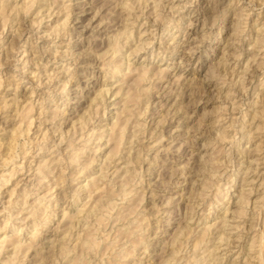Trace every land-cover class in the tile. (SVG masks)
I'll use <instances>...</instances> for the list:
<instances>
[{"label":"rangeland","instance_id":"1","mask_svg":"<svg viewBox=\"0 0 264 264\" xmlns=\"http://www.w3.org/2000/svg\"><path fill=\"white\" fill-rule=\"evenodd\" d=\"M0 264H264V0H0Z\"/></svg>","mask_w":264,"mask_h":264},{"label":"bare ground","instance_id":"2","mask_svg":"<svg viewBox=\"0 0 264 264\" xmlns=\"http://www.w3.org/2000/svg\"><path fill=\"white\" fill-rule=\"evenodd\" d=\"M245 14V13H244ZM239 14H237V16H238ZM238 17H240V15L238 16ZM242 17V16H241ZM241 17H240V19H241ZM235 20H237V19H235ZM192 25H188V27L186 28V33L185 34H187V35H191V34H194V32H196V29L194 28V27H191ZM174 40V39H173ZM193 41V40H192ZM116 44V43H115ZM176 44H179V43H176ZM140 45V44H139ZM137 47V46H136ZM119 49V48H118ZM138 49V48H137ZM6 52V51H5ZM137 52V51H136ZM136 54V53H135ZM23 55V54H22ZM114 55V54H113ZM114 57V56H113ZM112 56H111V58H113ZM127 62V61H126ZM227 66V65H226ZM126 67V66H125ZM211 70L212 71H215V72H218V74L220 73L219 72V68H211ZM211 71V72H212ZM244 71V70H243ZM163 72V71H162ZM214 77V76H213ZM50 78V77H49ZM140 79V78H139ZM218 79H221V78H219V77H214V78H212L211 79V81H215V80H218ZM50 80V79H49ZM205 81V80H204ZM206 82V81H205ZM204 82V87H206L209 83L208 82H206L205 83ZM38 86V85H37ZM203 86H202V88H204ZM206 91V90H205ZM107 92V91H106ZM117 96V95H116ZM30 109V108H29ZM27 113V112H26ZM142 120V119H141ZM224 120V119H223ZM30 123V122H29ZM224 130V129H223ZM224 132V131H223ZM9 145V144H8ZM8 147V146H7ZM11 147H12V145H11ZM133 147V146H132ZM9 148V147H8ZM7 149V148H6ZM8 152V151H7ZM253 154V153H252ZM78 157V156H77ZM246 157V156H245ZM6 159V158H5ZM4 160V159H3ZM7 160V159H6ZM254 161V160H253ZM4 162H5V160H4ZM9 161H7V162H5V163H8ZM257 162V161H256ZM251 164V162L249 163V165ZM252 165V164H251ZM23 171V170H22ZM251 171V170H250ZM254 171V170H253ZM14 174V173H13ZM8 176H10V175H8ZM7 176V177H8ZM6 177V178H7ZM3 178H5V177H3ZM84 186V185H83ZM85 187V186H84ZM81 188H82V186H81ZM242 191V190H241ZM11 194V193H10ZM88 194V193H87ZM240 196V195H239ZM243 198H241V196H240V199L238 200V202L239 203H242V202H240L241 200H242ZM262 202V201H261ZM103 203V202H102ZM237 203V202H236ZM246 204V203H245ZM239 205V204H238ZM244 205V204H243ZM109 207V206H108ZM256 208V207H255ZM237 211V210H236ZM92 212V211H91ZM231 213V212H230ZM236 213V212H235ZM254 213V212H253ZM65 214V213H64ZM227 214V213H226ZM232 214V213H231ZM244 214V213H243ZM101 215V214H100ZM224 215V214H223ZM96 216V215H95ZM245 217V216H244ZM243 218V217H242ZM241 218V219H242ZM93 219V218H92ZM240 219V218H239ZM87 220H89V219H87ZM95 220V219H94ZM225 220V219H224ZM94 222V221H93ZM142 222V221H141ZM223 223H222V225H221V227H222V229L220 228V229H217V230H220V233H218L219 231H216L217 233H216V240H217V242H216V252H217V249H219V247L220 246H224V247H229L230 246V244L232 245V243L233 242H235L234 240L235 239H232V236L231 235H226V236H224V231L225 230H227V229H235V230H237V229H239V225H234V226H230V224H227L229 221H222ZM231 222V221H230ZM92 223V222H91ZM85 227V226H84ZM88 227H89V224H88ZM217 227V226H216ZM242 227V226H241ZM69 228H71V227H69ZM83 229V228H82ZM134 231V230H133ZM228 233H229V231H227ZM231 232V231H230ZM128 233V232H127ZM139 233V232H138ZM80 238V237H79ZM236 238H238V236L236 237ZM4 239V238H3ZM2 239V240H3ZM78 239V238H77ZM82 239V238H81ZM147 240V239H146ZM87 241V240H86ZM262 242V241H261ZM64 243V242H63ZM62 244V243H61ZM91 244V243H90ZM256 244V243H255ZM80 246H83V245H81L80 244ZM79 246V247H80ZM84 246H86V245H84ZM259 246V245H258ZM200 247V246H199ZM249 247H250V245H249ZM78 248V247H77ZM257 248V247H256ZM121 249V248H120ZM198 250V249H197ZM259 250V249H258ZM63 251V250H62ZM13 252V251H12ZM211 252V251H210ZM249 252V251H248ZM253 252V251H252ZM259 252V251H258ZM214 253V252H213ZM246 253V252H245ZM250 253V252H249ZM84 254V253H83ZM258 254V253H257ZM13 255V254H12ZM247 255V254H246ZM253 256V255H252ZM258 258H259V256H257ZM13 258V257H12ZM202 258V257H201ZM247 258H249V257H247ZM252 258V257H251ZM219 259V257L217 258L216 257V260H218ZM74 260V259H73ZM252 262V261H251ZM250 262V263H251ZM233 263V262H232Z\"/></svg>","mask_w":264,"mask_h":264}]
</instances>
